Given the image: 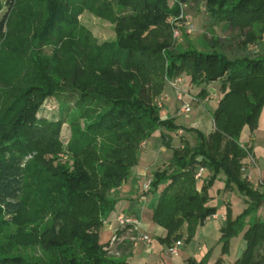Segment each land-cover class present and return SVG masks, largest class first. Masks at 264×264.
<instances>
[{
  "label": "trees",
  "instance_id": "16d2710c",
  "mask_svg": "<svg viewBox=\"0 0 264 264\" xmlns=\"http://www.w3.org/2000/svg\"><path fill=\"white\" fill-rule=\"evenodd\" d=\"M43 1L46 19L33 49L36 79L0 114V264H129L110 251L121 253L117 237L130 226L105 244L100 231L115 209L116 192L138 164L140 144L158 130L172 152L150 185L152 191L164 186L152 217L166 232L161 242L170 247L184 228L190 241L217 214L208 191L223 175L225 191L237 190L247 205L235 219L227 210L223 252L242 234L245 250L235 264H264V220L256 216L264 205V182L259 190L244 175L251 150L240 142L245 128L258 127L264 108V54L252 50L264 38V0H204V25L230 36L231 51L206 36L208 51L173 39L180 6L191 0H102L101 9L115 23V39L103 43L80 23L87 0ZM18 4L0 0V38ZM182 75L203 100L207 87L221 82L208 135L161 119L158 100L168 82ZM59 99L57 120L38 117L44 103ZM64 124L70 129L66 146L60 138ZM180 131L181 145L174 146L170 134ZM199 167L208 173L200 191ZM29 169L38 188L33 217L25 201ZM214 264L225 263L220 258Z\"/></svg>",
  "mask_w": 264,
  "mask_h": 264
},
{
  "label": "rangeland",
  "instance_id": "374dc122",
  "mask_svg": "<svg viewBox=\"0 0 264 264\" xmlns=\"http://www.w3.org/2000/svg\"><path fill=\"white\" fill-rule=\"evenodd\" d=\"M101 1L102 0H87L86 4L83 5L84 12L79 17L81 25L91 33V36L98 43L108 42L115 39V23L112 21L111 15L106 14V11L101 9ZM204 4V0H191L183 6H180L181 15L175 22V24L178 25V28H174L173 39H180L181 46L184 48L191 43L192 46H196L198 49L208 51L210 46L205 41L206 36V38H211L213 42L220 43V45L224 46L228 51H231L230 45L233 41H228L230 36L222 33L219 26L212 29L210 25H204L206 21ZM45 9L46 4L43 0H19L17 9L14 11L10 19L11 25L9 24V26H7L4 36L0 38V114L6 109V107H8L12 98L17 96V93L24 90L26 86L32 85L36 79V69L33 63V49L35 48L36 40L40 38L42 33V26L46 19V16L43 15ZM190 28L191 32H189ZM223 37L224 39H222ZM232 44L235 47V44ZM182 76L179 77L181 80L183 79ZM207 91L209 93L208 99L203 100L202 98H199L200 101H195L193 99L198 98L195 96L197 90L192 89V87L189 86L188 90L183 91V94H185L183 95V100L189 103L190 112L179 113L178 110H180V108L182 109L183 102L177 100L176 91L170 85H167L163 95L160 96V98H164L160 112L161 119H173L174 124L182 127L183 131L193 128L205 135L210 134L214 130L212 114L217 109L219 100L222 96L221 82L216 81L211 83L207 87ZM61 99H64V97ZM60 101V99L48 100L41 106L38 117L47 118L48 120H57L59 118ZM257 129L258 127L253 131V134L256 136L257 134L255 131ZM186 132L187 131H185V134ZM248 132V128L243 130L240 142L247 140ZM69 137V126L64 124L60 132V138L64 146L69 142ZM261 139L262 138H259L258 136V140ZM181 142L182 137L172 143L174 146H179L181 145ZM143 143L144 142L140 144V148ZM191 144H194L193 139ZM249 157H252L251 153L248 158ZM32 160V155H29L26 158L27 163H31V165ZM262 163L264 164V160ZM33 178L34 175L29 169V172L26 175L27 185L25 201L31 205L29 215L32 217L36 214L38 215L39 211V207L37 206L39 200L36 192L38 188L37 185H34L35 180ZM247 179L249 180V177ZM224 181L225 177L219 175L211 187L213 204L217 209V216H226L227 210L230 209L231 217L232 219H235L243 213L247 205L235 189L232 194L226 195ZM251 183L255 188L263 190V187L259 185L257 180L252 181ZM154 192L153 204L155 205L159 202L162 190L160 191L159 187L157 191ZM227 201L230 203V206L228 207L226 206ZM256 216L261 220H264V205L258 210ZM250 219L251 222L254 221V216L253 218H248L247 222H249ZM222 226L223 223L219 220L212 223V225L204 227L201 235L206 231L205 228H209V233L206 236H203L206 238V242L203 237L200 239L197 237V240H195L196 238H193L190 241H187V234L184 228L183 237L180 241L183 246L187 245L192 255H194L199 262L207 258L209 264H214L218 259L223 258L225 264H235L245 250L243 235L239 234L238 236L231 238L227 251L223 252V245L220 244L219 241L217 242L218 244L213 242L216 233H219ZM210 227L214 229L212 230ZM198 242L201 244L200 247H202V252L198 250ZM111 245V247H115L116 244L111 242ZM110 252L111 256L114 258L125 261L122 254L117 252L114 248L111 249Z\"/></svg>",
  "mask_w": 264,
  "mask_h": 264
},
{
  "label": "crops",
  "instance_id": "0c3cea01",
  "mask_svg": "<svg viewBox=\"0 0 264 264\" xmlns=\"http://www.w3.org/2000/svg\"><path fill=\"white\" fill-rule=\"evenodd\" d=\"M222 39H224V37ZM252 50L264 54V38L253 45ZM182 78L179 87L182 91H186L189 86H191L190 78L185 75L182 76ZM198 93L199 90H197L196 95H194L198 96ZM208 98L209 96L206 99ZM193 100L200 101L199 98H194ZM178 112L183 113L181 108ZM259 119V126L255 131L257 136L249 131L247 140L242 142V144L248 145L252 156L244 160V175L247 178L249 177L250 182L257 180L259 185H262L264 182V164L262 163L264 160V108ZM162 134L163 131L158 130L149 140L142 144L138 164L132 169L130 177L116 192L117 203L115 209L106 219L100 231V242L105 244L116 236L117 231L121 230L118 217L124 216L126 218H131L132 226L123 230L121 234L119 233V237H117L118 248L125 261L129 264H187L189 259L196 260V257L192 255L187 245L180 246L181 248L177 257L169 253V246L161 242V240L165 238L166 232L158 227L152 220L154 210L153 194L155 192L152 190L144 191V186L152 180L154 172L157 169H165L169 165L172 157V152L162 143ZM170 135L173 142H176L184 133L180 131L178 134L175 133ZM258 136L262 139L258 140ZM207 175L208 173H205L203 179L197 181L196 186L198 191L201 190ZM163 189L164 186H160V191ZM211 189L212 188L208 191V205L215 207L212 200ZM232 192L234 191H225L226 195L232 194ZM226 206H230L229 201H227ZM214 216V218L207 219L205 224L197 229L194 237L196 238L195 240H197V237L200 239L209 233V228H205L206 231L201 235L204 227L212 225V223L219 220L224 223L226 219L225 215L219 217L216 214ZM211 229L213 230L214 228ZM144 237H148L149 242L144 241ZM220 237L221 233L219 231V233H216L213 242L217 243ZM203 239H205L206 242V238L203 237ZM200 246L201 244L198 242V250L202 252V247ZM206 264H209V261H207Z\"/></svg>",
  "mask_w": 264,
  "mask_h": 264
},
{
  "label": "built area",
  "instance_id": "2783aa9c",
  "mask_svg": "<svg viewBox=\"0 0 264 264\" xmlns=\"http://www.w3.org/2000/svg\"><path fill=\"white\" fill-rule=\"evenodd\" d=\"M189 32H191V28H190ZM181 81L182 80L180 78H177L175 80L169 81L168 85H170L176 91L177 100L183 102L181 111L183 113H189L190 112L189 103L186 102L185 100H183V98H184L183 95H185V94H183L184 92L179 88ZM163 100H164L163 97L158 100V106L160 108L162 107ZM205 173H206V169L202 168V167H199L198 170L195 173V179L197 181L202 180ZM150 185H151V181H149L144 186V191L150 190ZM214 217L215 216H212L211 218H214ZM118 222H119V226L121 228H126L127 226H132L131 225V223H132L131 218H126L124 216H120V217H118ZM112 241H115V238H113ZM144 241L149 242V238L148 237H144ZM181 245H182V243H181L180 240L174 242L168 249L169 253L172 256L177 257L179 255V248H180Z\"/></svg>",
  "mask_w": 264,
  "mask_h": 264
}]
</instances>
